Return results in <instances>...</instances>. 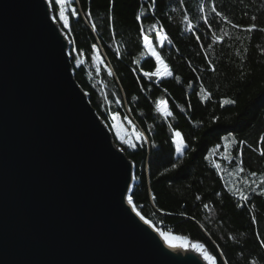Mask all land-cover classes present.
<instances>
[{"label": "trees", "instance_id": "16d2710c", "mask_svg": "<svg viewBox=\"0 0 264 264\" xmlns=\"http://www.w3.org/2000/svg\"><path fill=\"white\" fill-rule=\"evenodd\" d=\"M151 3L117 0L113 13L109 0H71L78 15L70 17L71 28L65 30L58 22L60 6L50 0L53 18L65 34L69 33L70 49L85 53L79 67L74 60L76 53L69 56L74 79L88 94L92 108L113 132L111 113L124 120L115 99L124 102L128 111H122L148 141L135 148L121 146L134 164L136 185L131 195L135 193L136 210L159 230L188 244H204L217 264H264V247L257 239V234L264 239V196L258 194L264 187V157L259 155L264 148L259 143L264 136V31L260 30L264 29V0H156L155 13H146L151 20L142 18L143 27L147 29L154 21L163 26L171 43L165 42L163 47L153 43L173 76L148 80L141 69L154 70L155 61L141 55L145 52L139 35L141 25L134 17ZM201 4L208 5L203 13ZM212 5L231 23L216 17ZM204 16L221 38L219 42L213 43V32L204 24ZM189 22L197 26L194 32L187 31ZM252 24L256 30L247 31ZM93 44L101 58L99 70L91 59ZM208 44L213 47L209 49ZM85 75L105 84L107 102ZM158 99L166 102L175 119L157 113ZM222 99L235 103L221 106ZM106 103L111 112L105 116L101 107ZM169 125L180 130L189 144L183 156H176ZM224 137H229V142ZM233 138L237 141L234 148L230 144ZM239 141H245L242 174L237 173L235 161L221 159L238 155ZM217 145L221 147L209 155ZM213 161L219 162L221 169L217 170ZM173 163L178 164L176 169L171 168ZM250 172L257 176H250ZM229 187L244 190L249 200L240 201L238 193L233 196L228 192Z\"/></svg>", "mask_w": 264, "mask_h": 264}, {"label": "water", "instance_id": "95a60500", "mask_svg": "<svg viewBox=\"0 0 264 264\" xmlns=\"http://www.w3.org/2000/svg\"><path fill=\"white\" fill-rule=\"evenodd\" d=\"M70 48L50 0H0V264H207L132 211L134 164Z\"/></svg>", "mask_w": 264, "mask_h": 264}, {"label": "snow or ice", "instance_id": "6c2138e0", "mask_svg": "<svg viewBox=\"0 0 264 264\" xmlns=\"http://www.w3.org/2000/svg\"><path fill=\"white\" fill-rule=\"evenodd\" d=\"M116 2H117V0H109L110 10L113 13H115V7L114 6H115ZM55 4L60 6L59 13H58V17H59L58 22H62V28L63 29L70 30V28H71L70 17H76L78 15L76 9L71 7V0H55ZM206 7H208V5L201 4L200 5V12L203 13L205 11ZM155 8H156V0H152V3L149 6V8L145 9V8L141 7L138 10V12L135 14V17H134L135 21L141 25L139 28V35L142 38V46H143V49L145 50V52L141 53V55L143 56L146 54L147 56L154 58V61H155L154 70L145 71V70L141 69L143 77H146L148 80H152L154 77L161 78L163 76H168V77L173 76V72L170 70L169 65L165 62V60L163 59L158 48L155 46V45H159V47H163L165 42L171 43V41H169V39H168L167 33H163V26L160 25L158 21H154V22L149 24L147 29H145L143 27L142 18L144 20H151V17L147 16L146 13L149 11H151L152 13H155ZM211 12L214 13L215 16L218 17L221 21L231 23V21H228L227 17L222 12L217 10L215 5L211 6ZM87 15L90 17L91 13L89 12V13H87ZM185 19H187V17H185ZM109 20H114V16H109ZM253 20H255V17H253ZM203 21H204V24L208 26L209 31L213 32V35H212L213 43L219 42L221 40V38L216 36L215 31L212 29V25H211L208 17L204 16ZM196 27H197L196 25H192L189 22L188 27H187V31L194 32ZM232 27H237V25L233 24ZM256 28H257V26L255 24H252L246 30L247 31H253V30H256ZM93 30H95V25H93ZM113 30H114V27H113ZM260 30L264 31V29H260ZM68 34L69 33H66V35H68ZM196 39L198 42L200 41V37L198 35H197ZM153 42H155V45ZM201 47L203 48V45H201ZM207 47L210 49L213 47V44H208ZM91 51L93 53V55L91 56L93 64L99 70L101 58L99 56L98 49H97V46L95 44L92 45ZM73 52L76 53V55L74 56L76 66L79 67L80 65H82L84 63V60L81 59L80 57L84 56L85 53L83 51H80L77 48H73V49H70L69 54L72 55ZM117 53L119 55L118 50H117ZM134 63H139V61H134ZM209 66L211 67L212 71H215V67L212 66L211 63ZM108 71H109V75H111L112 74L111 70L109 69ZM175 79L177 81H179L180 78L175 77ZM189 86H191V85H189ZM205 98H208V97H201V99H205ZM133 99H135V97ZM233 103H235V101L232 99H222L220 101L221 106L230 105ZM155 109H156L157 113H159L160 115H162L164 117H172L173 119H175V117L173 116V112L167 108L166 102L164 100L158 99L155 102ZM181 111H183V109H181ZM124 119L127 120V117H125ZM148 127H149V129H151L152 125H148ZM169 127H170V130L172 133L171 143H172V145H174L175 153L177 154V157L183 156L185 154V150L189 148V144L185 142V139H184L182 132L180 130L173 129L171 125H169ZM117 135L119 136L118 131H117ZM138 138L140 140L144 141L145 143L148 142L142 133L138 134ZM120 139H121L122 144L127 145L128 148H135L136 147V144L133 143L132 141L125 139L123 137H121ZM223 139L226 143L229 142V137H224ZM259 143L261 145H264V136L261 137ZM230 144L234 148L237 145V141L233 138L230 140ZM244 144H245V141H239L240 151H239L238 155L233 156V155L229 154L228 156H222L221 157L222 160H233V161H235L236 171L238 174H242L244 172L243 159H242ZM153 146H155V145H153ZM220 147H221L220 145H217L214 149H211L209 151V155H212L213 153H215ZM120 150L124 151L123 148H121ZM192 151H195V149H192ZM259 155L264 157V148H261ZM204 159L207 160L208 156H205ZM212 163H213V166L217 170L221 169V164L219 162L213 161ZM177 167H178L177 163H173L171 165L172 169H176ZM166 171H167V169H166ZM249 175L252 177H256L257 173L256 172H250ZM241 178L245 180V183H247L246 178H244L243 176H241ZM252 183H255V181L253 180ZM261 184H264V179L261 180ZM251 191L256 192L257 189L251 188ZM228 192L231 193V195H233V196H236L238 193V198L240 201L247 202L249 200V195L246 194V192L244 190H241V189H235L234 190L233 187H229ZM258 194L264 196V187H261L259 189ZM217 195H219V193H217ZM134 196H135L134 192L132 195H128L127 196V203L129 205H133L132 211L135 212L136 216H138L139 219L141 221H143V223L145 225H148L149 227H153L152 222L150 220L146 219L145 216L142 215L140 211L136 210V207L134 205V199H133ZM196 199L199 200L200 197L197 196ZM236 206L242 207L243 205L237 204ZM204 207L208 208L209 205L205 204ZM256 222H257L256 218L253 217L252 223L255 224ZM156 230L158 231L159 236H161L163 238L164 242L169 247H175L176 246L172 243V240L175 239V237L169 236L163 230H159V229H156ZM229 239H234V237L230 236ZM257 239L260 242V246L264 247V239H261L259 234H257ZM192 248L195 251L200 253V255L203 257V260L207 261V264H217V258L208 253V251L205 249L204 244L196 243V244L192 245Z\"/></svg>", "mask_w": 264, "mask_h": 264}, {"label": "rangeland", "instance_id": "374dc122", "mask_svg": "<svg viewBox=\"0 0 264 264\" xmlns=\"http://www.w3.org/2000/svg\"><path fill=\"white\" fill-rule=\"evenodd\" d=\"M100 65H101V62H100ZM100 67L101 66H99V68ZM163 77H166V76H163ZM121 107L123 110H124V108H126V105L124 102H121ZM126 110H127V108H126ZM111 114H112V117H111L112 121H115L114 122L115 124L112 123V127H113L114 131L113 132L111 131V132L113 134V137H114V140L116 141V143L119 144L120 146H127V145L122 144L121 139H120L121 137L128 139V140L132 141L133 143H135V141L133 139L134 137H133V134L131 132V128L129 127V125L125 121H123V120L119 119L117 116H115V114H113V113H111ZM127 121H129L130 126L134 127V130H138L135 127V125L128 118H127ZM117 131L119 132V136L117 135ZM138 133L140 134L141 132L138 130ZM176 156H177V154H176ZM156 229H158V228H156ZM167 234L171 237H175L176 241H179L183 244H187L186 242L179 239L177 236H174V235L169 234V233H167Z\"/></svg>", "mask_w": 264, "mask_h": 264}, {"label": "built area", "instance_id": "2783aa9c", "mask_svg": "<svg viewBox=\"0 0 264 264\" xmlns=\"http://www.w3.org/2000/svg\"><path fill=\"white\" fill-rule=\"evenodd\" d=\"M85 77H88L89 83H91L92 86L97 87L99 89L100 95L105 100V102H107V99H106V86H105V84L102 81H100V80L93 79L92 76H90V75H85ZM115 104H116L117 108L120 109V111L123 113L124 118H125L126 117V111H122L121 101H118L117 99H115ZM101 109H104V115L105 116H106L107 112H111L109 109H107V103H106V106L103 105L101 107ZM123 121H125L129 125V127L131 128V132L133 134V137H134L133 139L135 141V144H144V145H146V143L144 141H142V140H140L138 138V134H139L138 133V130H134V127L130 126L129 121H127L125 119ZM114 122L115 121H112V123H114Z\"/></svg>", "mask_w": 264, "mask_h": 264}, {"label": "bare ground", "instance_id": "6f19581e", "mask_svg": "<svg viewBox=\"0 0 264 264\" xmlns=\"http://www.w3.org/2000/svg\"><path fill=\"white\" fill-rule=\"evenodd\" d=\"M130 118V117H129ZM105 122V121H104ZM105 124H106V122H105ZM107 125V124H106ZM107 127H108V125H107ZM136 127V126H135ZM109 128V127H108ZM109 130H110V128H109ZM111 131V130H110ZM112 133V132H111ZM113 135V134H112ZM163 239V238H162ZM172 243H175V240L173 239L172 240Z\"/></svg>", "mask_w": 264, "mask_h": 264}]
</instances>
